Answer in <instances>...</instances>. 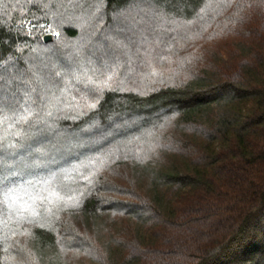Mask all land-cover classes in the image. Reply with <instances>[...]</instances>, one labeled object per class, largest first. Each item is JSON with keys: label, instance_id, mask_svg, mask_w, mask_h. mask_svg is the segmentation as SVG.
<instances>
[{"label": "trees", "instance_id": "trees-1", "mask_svg": "<svg viewBox=\"0 0 264 264\" xmlns=\"http://www.w3.org/2000/svg\"><path fill=\"white\" fill-rule=\"evenodd\" d=\"M102 1L109 17L134 3ZM180 1L196 8L207 2ZM261 1L258 8L264 12V0ZM59 4L60 0H0V221L11 213L5 197L24 189L29 178L21 169L18 173L22 174L12 173L6 162H16L20 168L28 145L36 149L49 142L47 127L62 133L80 132L94 126L95 121L103 129L134 118L147 121L175 116L177 125L192 128L193 138L199 140L196 149L187 142L177 148V155L186 148L196 156L185 160V165L157 169L156 177L145 187V201L128 202V207L139 213L135 220L138 225L129 229L126 239L105 241L98 258L91 263L264 264V44L255 50L247 41L241 42L239 57L233 54L223 65L217 61L211 65L215 70L185 84L165 85L145 93L106 91L85 116L62 119L64 116L57 111L59 99H51V81L61 77L67 63L62 60L65 41L76 39L80 32L62 24L64 16L57 14ZM237 7L239 2L234 6ZM236 11L240 17L253 15L250 8L244 13L239 8ZM49 19L59 36L45 42L46 33L55 32L47 29L53 25ZM61 60L62 64H57ZM164 138L177 141L172 133ZM184 142L181 140V144ZM53 148H57L56 144ZM53 167L50 163L49 171ZM177 189L199 195L182 216L178 209L174 210L179 197L173 199L172 192ZM99 191L92 190L79 209L87 222L97 223L108 211L100 202ZM131 210L124 216L135 215ZM157 223L165 231L161 240ZM67 226L58 232L33 226L34 250L53 252L63 240L78 246L83 237ZM9 235L0 230V264H16L8 255L16 241ZM32 255L35 259L33 252Z\"/></svg>", "mask_w": 264, "mask_h": 264}, {"label": "rangeland", "instance_id": "rangeland-1", "mask_svg": "<svg viewBox=\"0 0 264 264\" xmlns=\"http://www.w3.org/2000/svg\"><path fill=\"white\" fill-rule=\"evenodd\" d=\"M133 2L109 17L102 0H60L57 14L64 16L62 24L80 32L76 39L65 41L62 60L67 63L61 77L51 81V99H59L57 111L64 116L62 119L85 116L106 91L145 93L165 85L185 84L215 70L211 65L217 61L223 65L233 54L239 57L241 42L247 41L255 50L264 44V12L258 8L261 0H207L200 8L180 0ZM236 2L239 10L244 13L250 8L253 15L238 16ZM52 24L47 29L55 32L46 35L54 37L59 30ZM148 120L134 118L103 129L95 121L88 129L68 133L49 126V142L42 145L46 151L41 145L36 149L28 145L20 168L16 162H6L12 173L22 174L18 173L21 169L29 177L24 189L5 197L11 213L0 221L2 233L16 240L8 254L14 263L92 264L105 241L130 236L129 229L138 225L135 220L139 213L131 207L135 215L124 216L132 211L128 204L145 201V187L156 177L159 167L185 165V160L194 158L192 149L181 148L184 153L178 156L177 148L187 142L196 149L199 141L193 138L192 128L177 125L175 116ZM171 133L177 141L164 138ZM181 140L185 142L181 144ZM55 144L58 149H52ZM34 155L38 156L34 159ZM50 163L55 167L51 171ZM96 189H100V202L108 211L97 223L87 222L79 209ZM180 190L172 195L175 200L179 197L177 205L173 202L174 210L182 216L199 195ZM67 225L83 237L78 246L63 240L53 252L34 250L33 226L58 232L63 227L65 231ZM157 226L161 240L164 227L159 223Z\"/></svg>", "mask_w": 264, "mask_h": 264}, {"label": "water", "instance_id": "water-1", "mask_svg": "<svg viewBox=\"0 0 264 264\" xmlns=\"http://www.w3.org/2000/svg\"><path fill=\"white\" fill-rule=\"evenodd\" d=\"M52 39H53V36L51 34L46 35L45 38H44L45 42H49Z\"/></svg>", "mask_w": 264, "mask_h": 264}, {"label": "built area", "instance_id": "built-area-1", "mask_svg": "<svg viewBox=\"0 0 264 264\" xmlns=\"http://www.w3.org/2000/svg\"><path fill=\"white\" fill-rule=\"evenodd\" d=\"M58 36H59V34H58V33H55V34H54V37H58Z\"/></svg>", "mask_w": 264, "mask_h": 264}]
</instances>
